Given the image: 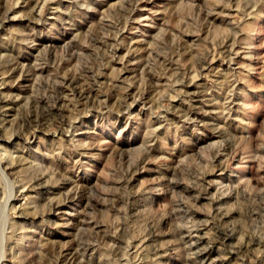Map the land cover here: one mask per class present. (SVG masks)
Here are the masks:
<instances>
[{
    "label": "rangeland",
    "instance_id": "obj_1",
    "mask_svg": "<svg viewBox=\"0 0 264 264\" xmlns=\"http://www.w3.org/2000/svg\"><path fill=\"white\" fill-rule=\"evenodd\" d=\"M0 166V264H264V0H0Z\"/></svg>",
    "mask_w": 264,
    "mask_h": 264
},
{
    "label": "bare ground",
    "instance_id": "obj_2",
    "mask_svg": "<svg viewBox=\"0 0 264 264\" xmlns=\"http://www.w3.org/2000/svg\"><path fill=\"white\" fill-rule=\"evenodd\" d=\"M3 156V155H2ZM1 167V166H0Z\"/></svg>",
    "mask_w": 264,
    "mask_h": 264
}]
</instances>
